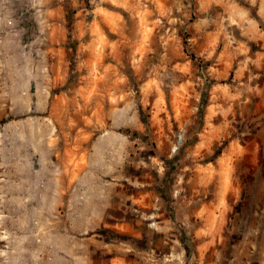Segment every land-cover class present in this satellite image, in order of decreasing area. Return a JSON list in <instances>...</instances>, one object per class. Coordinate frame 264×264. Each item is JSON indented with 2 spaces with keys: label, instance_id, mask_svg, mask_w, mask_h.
<instances>
[{
  "label": "rangeland",
  "instance_id": "374dc122",
  "mask_svg": "<svg viewBox=\"0 0 264 264\" xmlns=\"http://www.w3.org/2000/svg\"><path fill=\"white\" fill-rule=\"evenodd\" d=\"M191 1L0 0V264H264L254 6Z\"/></svg>",
  "mask_w": 264,
  "mask_h": 264
},
{
  "label": "crops",
  "instance_id": "0c3cea01",
  "mask_svg": "<svg viewBox=\"0 0 264 264\" xmlns=\"http://www.w3.org/2000/svg\"><path fill=\"white\" fill-rule=\"evenodd\" d=\"M238 4H239V0ZM244 2L254 6V14L248 7L244 9L243 16L245 17L242 22L238 24H231L233 28L240 29L241 34H243L248 40H252L257 44L259 53V63L264 62V0H243ZM223 3V4H222ZM235 0H197L195 7L201 11L209 10L210 8H217L216 5L222 4L223 10L227 13L226 18H231L229 8H233L235 5ZM231 11V10H230ZM263 23V24H262ZM3 73L0 72V78Z\"/></svg>",
  "mask_w": 264,
  "mask_h": 264
},
{
  "label": "built area",
  "instance_id": "2783aa9c",
  "mask_svg": "<svg viewBox=\"0 0 264 264\" xmlns=\"http://www.w3.org/2000/svg\"><path fill=\"white\" fill-rule=\"evenodd\" d=\"M191 5H192V1L188 0V6H191Z\"/></svg>",
  "mask_w": 264,
  "mask_h": 264
}]
</instances>
